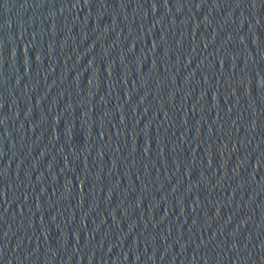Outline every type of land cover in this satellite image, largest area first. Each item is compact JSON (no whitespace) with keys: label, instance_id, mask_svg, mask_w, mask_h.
<instances>
[{"label":"water","instance_id":"water-1","mask_svg":"<svg viewBox=\"0 0 264 264\" xmlns=\"http://www.w3.org/2000/svg\"><path fill=\"white\" fill-rule=\"evenodd\" d=\"M0 264H264V0H0Z\"/></svg>","mask_w":264,"mask_h":264}]
</instances>
